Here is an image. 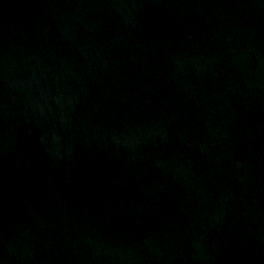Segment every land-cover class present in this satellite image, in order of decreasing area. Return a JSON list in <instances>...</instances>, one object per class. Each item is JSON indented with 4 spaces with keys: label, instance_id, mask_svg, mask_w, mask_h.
I'll list each match as a JSON object with an SVG mask.
<instances>
[{
    "label": "water",
    "instance_id": "1",
    "mask_svg": "<svg viewBox=\"0 0 264 264\" xmlns=\"http://www.w3.org/2000/svg\"><path fill=\"white\" fill-rule=\"evenodd\" d=\"M0 264H264V0H0Z\"/></svg>",
    "mask_w": 264,
    "mask_h": 264
}]
</instances>
